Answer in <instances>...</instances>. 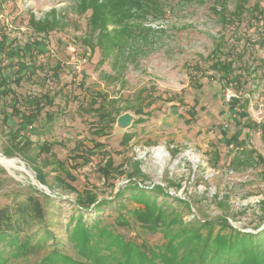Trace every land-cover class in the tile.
Listing matches in <instances>:
<instances>
[{
	"label": "rangeland",
	"instance_id": "obj_1",
	"mask_svg": "<svg viewBox=\"0 0 264 264\" xmlns=\"http://www.w3.org/2000/svg\"><path fill=\"white\" fill-rule=\"evenodd\" d=\"M225 1L224 13L215 0H161V12L138 20L143 33L132 47L107 53L89 27L90 12L80 14L77 0H0L1 66L16 72L23 63L8 58L11 48L34 40L45 45V52L34 55L32 70L20 83L11 82L9 96L0 97V153L17 162L0 160V208L33 194L48 210L45 223L34 222L22 233L40 240L41 249L15 255L11 243L6 264L87 262L68 234L81 215L78 194L85 191L109 200L98 212L81 210L87 224L100 218L126 240L162 246L163 232L142 228L129 214L142 206L129 193L115 198L129 185L135 165L143 174L134 178L137 183L147 189L161 185L170 196L158 194V203L176 209L185 223L224 217L243 232L264 229V0H247L239 18L231 13L243 0ZM223 14L230 19L224 21ZM32 20L55 21L56 30L37 35ZM220 53L235 60L236 82L220 79L212 69ZM226 90L235 94L231 102ZM36 101L44 109L19 135L37 147L18 143L20 149L13 148V133L21 126L13 105L28 115ZM125 113L134 122L122 130L117 118ZM44 141L52 145L51 154L38 153ZM78 153L89 155V163L76 159ZM110 157L120 170L106 180L99 168ZM34 165L46 174L42 185L51 195L34 183ZM121 214L130 225L118 224ZM54 250L64 261L51 255Z\"/></svg>",
	"mask_w": 264,
	"mask_h": 264
},
{
	"label": "trees",
	"instance_id": "obj_2",
	"mask_svg": "<svg viewBox=\"0 0 264 264\" xmlns=\"http://www.w3.org/2000/svg\"><path fill=\"white\" fill-rule=\"evenodd\" d=\"M78 12L84 14L90 12L89 27L93 33H98V47L102 52L107 53L118 49L124 51L127 47H132L131 43H136L142 32V25L139 23L141 17L146 18L153 11L161 12V0H77ZM203 3L205 0H188ZM215 2L227 11L225 0H215ZM247 0L240 2L234 12L231 13L232 18H239L244 13V4ZM227 15V14H226ZM224 21L229 20V16L222 15ZM113 26L109 30V26ZM37 35H49L56 30L55 21H31L30 25ZM87 43V41H86ZM1 46V45H0ZM43 42L33 41L24 47L11 48L7 53L8 58L18 57L23 63L13 72V68H5L1 66L0 60V97H7L11 94L10 85L12 81L20 83L23 74L32 70L34 64L33 57L36 54L45 52ZM5 47V44H4ZM1 49L0 54L5 50ZM92 49L95 46L91 45ZM223 53L216 55V60L212 64V69L220 74V79L226 82H236L235 76V60L229 55L224 58ZM7 72V74H5ZM13 75H17L16 78ZM46 103L51 100L46 97ZM35 104L34 111L28 115L22 114L16 105H13V114L20 117V124L16 132L13 133V139H16V145L13 148L20 149L17 144L24 139L19 133L23 130V125L28 128L33 127L37 121L45 104L40 101L33 102ZM100 114L104 117L105 107L101 105L98 108ZM195 116L196 113L192 112ZM7 119V116L4 117ZM262 127V135L264 136V125ZM100 131V130H98ZM126 137V136H125ZM101 147V144H96ZM52 145L46 141L42 142L38 153L51 154ZM10 157L11 152L4 153ZM75 158L84 160V164L89 163V155L76 154ZM59 167H66L65 162L58 161ZM37 169V179L41 184H47L46 174L42 172V168L34 165ZM118 169V168H117ZM116 169V170H117ZM113 167V160L110 157L99 173L109 180L112 171H116ZM120 170V169H118ZM65 171V170H64ZM142 171L138 165H135L133 172L128 174L129 185L120 189L115 198H122L129 193V199L138 203L142 208H135L129 211L131 217L136 223L148 231L163 232L166 242L162 246L150 247L146 243L138 244L132 240H126L121 234L117 233L114 228L103 225L100 218L93 220L92 224H87L83 220L82 211L93 209L98 212L102 205L109 203V200H101L94 193L87 191L78 194L79 211L76 224L70 229L69 237L76 246L79 255L87 262L77 264H264V229L252 233L243 232L242 230L231 225L227 218L221 217L215 220H207L201 222L194 219L185 223L181 217V213L176 209H172L165 204H159L158 194L170 196L161 185H153L152 188H146L143 184L137 183L134 178L141 177ZM72 180H76L71 174L68 175ZM68 185V184H67ZM70 186V185H69ZM74 189V188H73ZM74 191H76L74 189ZM153 195H152V194ZM47 201L50 196L45 197ZM175 201L188 205L185 200L175 198ZM122 205H126L124 202ZM82 210V211H81ZM48 216L46 202L33 194L26 195L22 200H16L12 205L0 208V264H6L7 245L13 243L15 245V255H31L36 253L42 242L38 240L33 242V236H22L27 227L34 222L45 223ZM118 224L125 226L130 225L129 221L122 214L118 218ZM49 236L48 233L44 237ZM6 252V253H5ZM54 258L64 261L63 257L54 250L52 254ZM69 263L75 264L70 259ZM66 263V264H69ZM45 264V263H43ZM48 264H52L51 261Z\"/></svg>",
	"mask_w": 264,
	"mask_h": 264
},
{
	"label": "water",
	"instance_id": "obj_3",
	"mask_svg": "<svg viewBox=\"0 0 264 264\" xmlns=\"http://www.w3.org/2000/svg\"><path fill=\"white\" fill-rule=\"evenodd\" d=\"M133 122H134V117H133L131 114H129V113H125V114H123V115H121V116H119V117L117 118V125H118V127H119L120 129H122V130H125V129L131 127V125H132ZM0 155H2V154L0 153ZM31 176H32V178H33V180H34V183H35L37 186H39V187H41L42 189H44L45 193L51 195V191H49L48 188H47L46 186L42 185V184L37 180L36 177H34L33 175H31Z\"/></svg>",
	"mask_w": 264,
	"mask_h": 264
},
{
	"label": "built area",
	"instance_id": "obj_4",
	"mask_svg": "<svg viewBox=\"0 0 264 264\" xmlns=\"http://www.w3.org/2000/svg\"><path fill=\"white\" fill-rule=\"evenodd\" d=\"M76 68L79 69L78 66H76ZM234 97H235V94L232 92V90H226V92H225V100L227 102H231ZM30 128H32V127H30ZM231 147H233V146H231Z\"/></svg>",
	"mask_w": 264,
	"mask_h": 264
},
{
	"label": "crops",
	"instance_id": "obj_5",
	"mask_svg": "<svg viewBox=\"0 0 264 264\" xmlns=\"http://www.w3.org/2000/svg\"><path fill=\"white\" fill-rule=\"evenodd\" d=\"M24 143V145H25V148H33V145L35 146V147H37V144L32 140V138L31 139H28V140H25V138L24 139H22L21 140V144H23ZM34 147V148H35Z\"/></svg>",
	"mask_w": 264,
	"mask_h": 264
},
{
	"label": "bare ground",
	"instance_id": "obj_6",
	"mask_svg": "<svg viewBox=\"0 0 264 264\" xmlns=\"http://www.w3.org/2000/svg\"><path fill=\"white\" fill-rule=\"evenodd\" d=\"M0 160H2V161H4L6 164H8V165H14V164H17V162H15V161H12V160H10V159H8V158H5V157H3V156H1L0 155ZM22 166H23V164H22ZM21 166V167H22ZM25 166H23V168H24Z\"/></svg>",
	"mask_w": 264,
	"mask_h": 264
}]
</instances>
